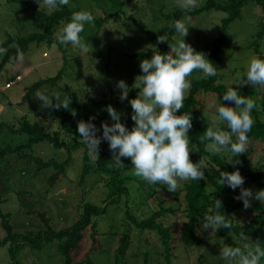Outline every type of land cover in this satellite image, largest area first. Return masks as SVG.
<instances>
[{
	"label": "rangeland",
	"instance_id": "374dc122",
	"mask_svg": "<svg viewBox=\"0 0 264 264\" xmlns=\"http://www.w3.org/2000/svg\"><path fill=\"white\" fill-rule=\"evenodd\" d=\"M34 4L43 11L50 13L56 7H48L44 0H33ZM220 3H226L229 0H216ZM206 0H198V6L204 5ZM69 6L80 5L83 9L93 11L96 16L103 15L105 12H113L117 8L121 9V17L118 21L110 20L99 31L93 23L85 25L81 33L86 42L89 52L78 51L68 47V62L62 77L56 85L46 83L38 91L54 92L58 99H70L71 93L77 92L81 98L95 97L108 98L120 94V89L116 87L117 81L123 79L129 86V91L135 83L136 76L141 74L139 67L140 61L147 56L134 57L135 52H151L153 49L149 45H157L163 41H158V37L150 38L142 32L137 23L143 25L151 32L159 31L163 26L170 25L172 20H167L162 16V12H169L178 6V0H69ZM21 3L13 0H0V44L9 34L25 36L31 32L42 31L45 27V21L33 11L19 12ZM197 6V7H198ZM243 18L235 20L228 29L229 40L226 43L223 53V68L221 70L225 81L232 84L238 75H242L246 69L249 60L257 54L253 48L249 47L258 29L259 19L262 15L261 6L255 0H249L242 9ZM227 16V12L219 9H209L202 13L189 16L187 23L188 31L185 41L190 43L196 50L207 52L219 34L222 19ZM131 17V18H128ZM183 19V18H181ZM64 23L57 25L54 38L52 40H43L32 42L29 49L22 53L23 60L14 63H7L0 72V125L5 127V132H0V146L7 143L16 145L27 139L25 134L20 132L22 118L26 117L31 122L39 121L44 130L52 132L59 126V121L52 116L47 115V108L41 106V102L35 94L25 102L22 101L23 95L28 87L40 78L54 76L64 66V59L59 50L56 34ZM97 32L90 40L87 36ZM164 36L165 35H160ZM174 43L177 34L174 36ZM261 52L264 54V40L261 45ZM207 55V54H206ZM21 75L20 79L11 87L6 88L5 83L12 80L15 76ZM198 72L194 71L192 76L196 77ZM245 79V77H241ZM233 87L239 88L241 85L235 82ZM264 87V85H263ZM128 91V94H129ZM207 103V113L211 116L215 113V104L225 103L220 98L222 94L200 95ZM206 96V97H205ZM54 99V98H53ZM124 116H131V112H122ZM64 139L68 144L74 141L67 134ZM35 153L44 158L55 157L63 160L67 157V150L63 148H54L48 140H43L34 146ZM191 152V148L189 153ZM84 146L72 152V162L67 173L51 185L48 177L52 170H45L40 175H34V164L26 163L24 160H18L15 153L9 154L3 164H0V191L6 198L1 207L5 212H12V223L15 230L21 232L37 231L41 227V221L36 214H29L30 209H41L48 212L53 218L55 227H62L70 224L76 218L81 210V205L86 199L100 203L106 195L108 189L104 184V176L99 172H92L87 176L83 184H79L80 174L83 166ZM225 158H229L226 150L219 152ZM113 158V153H112ZM93 161V160H92ZM94 163L96 162L93 161ZM127 174H132V165L130 158L121 157ZM264 164V145L255 143L249 155L246 167L254 168L257 165ZM145 182V181H144ZM143 182V183H144ZM184 181H180L174 191L175 196L159 185L145 184L139 188L135 183L131 188V203L138 214L148 215L154 209H157L160 202L167 205H177L175 213H167L161 217V221L171 227L174 236L180 237L182 227L186 221L183 213L185 207L184 193L180 192ZM165 186V185H164ZM239 188L232 190L231 196L239 193ZM29 192H32L29 194ZM152 193V194H151ZM237 200V199H235ZM240 201V200H237ZM264 203V201H259ZM257 210L250 204L248 208L241 207L234 212L235 221L238 223H248ZM98 223L100 248L94 251L92 257L96 264H113L115 259V247L117 245L118 235L116 232L124 230L126 227L131 229L132 245L126 260L123 264H144L142 252L146 249L160 252L161 245L158 235L155 231L139 230L125 218L122 208H118L116 203L108 206L107 212L96 217ZM115 232V236L112 234ZM88 235L84 250L90 249L93 240ZM213 231L198 229V234L204 241L200 246H185L179 244L176 254L181 256L183 264H198L202 261L204 264L215 262L222 264L218 260L221 240L214 238ZM5 236V230L0 224V239ZM239 239V238H237ZM253 247H259L258 243L250 239ZM247 242V241H246ZM224 243V242H223ZM51 245V243H50ZM50 245L40 250H32L26 246L20 250L17 259L20 264H61L59 258L55 255V249ZM138 250L140 255L132 256V251ZM157 253L153 255L157 258ZM11 261L8 252V246H0V264H6Z\"/></svg>",
	"mask_w": 264,
	"mask_h": 264
},
{
	"label": "trees",
	"instance_id": "16d2710c",
	"mask_svg": "<svg viewBox=\"0 0 264 264\" xmlns=\"http://www.w3.org/2000/svg\"><path fill=\"white\" fill-rule=\"evenodd\" d=\"M21 3V8L17 10L19 12L33 11L39 17H42L45 21V27L42 31L31 32L25 36H19L17 34H9L7 38L0 44V72L9 62L14 63L18 54H22L29 49V45L32 42H40L43 40H52L57 28V25L66 23L70 18V15L74 11L88 10L83 9L80 5L71 7L66 5H57L56 8L47 13L37 7L33 0H13ZM249 0H229L226 3H220L216 0H206L205 4L198 6L190 11H185L181 8H176L169 12H162V16L167 20H172V23L176 19L184 18L185 16H195L209 9H219L227 12V16L222 19L219 34L212 46L207 52V58L217 67V74L215 76L208 77L206 79L191 78V86L188 91V95L184 101V106L178 110V113L187 112L192 117V127L189 130L190 148L189 158L195 162L200 157L206 158L208 162V168L204 170L205 178L199 180L184 181L180 192L184 193L185 207L183 213L186 217V221L182 227L180 237H176L171 232V227L165 225L160 219L167 213H175L178 209L177 205H167L164 202L159 203V207L154 209L148 215L138 214V210H135L131 203V188L135 183L139 188L144 187L146 182L141 178L132 174L124 172L125 167L123 163L117 167L114 164L112 158V152L108 148L107 141L101 140L99 145L98 159L94 163L87 155L86 146L82 142V138L79 137V133L76 131L77 122L79 120H87L89 116H94V123L97 129H100L101 122L113 123L109 117L106 107L112 105L119 113L121 122H123L129 129L133 125V121L128 115L124 116L122 112H132L129 100L134 98L139 89L132 88L127 95V99L121 101L119 95L108 98L103 96L101 98L84 97L81 98L77 92L71 93L69 108H47V115L59 121V126L52 132L45 131L42 124L39 121L31 122L28 118L24 117L20 124V133L25 134L27 139L24 142L16 145L9 143L0 146V164H3L5 158L12 153L16 154L18 160H24L26 163L34 164V175L38 176L45 170H52L48 180L51 185H54L62 175L67 173V169L72 162V152L80 147L84 146L83 153V169L80 174L79 184H83L88 175L92 172H99L104 176V184L108 191L100 203L86 199L82 205L79 214L73 220L72 223L63 225L58 228L53 223V218L47 211L41 209H30L29 214H36L41 221V227L37 231L21 232L15 230L12 223V212H5L1 205L6 201L0 191V224L5 230V236L0 239V246H8V252L11 257V261L6 264H20V260L17 259V255L20 250L26 246H30L32 250H40L43 247L50 245L52 250L55 249V255L61 261V264H96L92 254L95 250L100 248L97 216L105 214L108 206L112 203H116V206L124 211L125 218L137 228L139 232L144 230L155 231L158 235L161 251L154 252L150 249H146L142 252L144 264H183L181 256L176 254L179 248V244L185 246H200L204 239L199 236L198 229L203 220L204 213L210 214L214 209V201L216 198L222 202V208L219 210L221 214L227 215V219L231 223V228L221 227L214 232V238L223 241L225 244L231 246H240L238 243L239 234L244 233L248 236L249 240H255L259 248L264 250V203L257 202L256 199H252L250 204L255 207L257 213L251 218L248 223H238L235 221L234 212L243 207L242 201H237L231 196L232 189L227 185L221 184L219 180L220 171H233L239 169L241 175L244 177L243 187L250 188L253 192L264 189V164L254 166V168L246 167L249 160V155L253 149V145L257 142L264 145V87L263 85L252 86L251 84H243L238 88L241 95L248 96L254 99L255 107L252 110V117L254 123L247 133L249 137V144L245 152L240 153L231 158L232 162L226 161L220 153H212L207 150L209 140L204 138V129L210 126L211 115L207 113L208 107L206 99L200 95L202 93L222 94L230 84L223 81V74L221 72L223 68V53L228 37V29L230 25L237 19L243 18L242 9L243 6ZM262 9V15L259 19L258 29L254 35L253 40L250 42L249 47L259 54L258 57L264 58V54L261 52V45L264 40V0H255ZM91 11V10H89ZM94 15V24L99 31L107 22L111 19L118 21L121 17V9L117 8L113 12H105L103 15ZM131 18V17H128ZM163 26L157 32H151L143 25L137 23L138 27L147 34L150 38H156L160 35H165L167 40L159 43L156 50L160 52H168L170 50V44H174V30L171 25ZM97 32L87 36V40L93 38ZM56 41L57 38H56ZM59 50L62 53L64 59V66L54 76L47 78H40L33 82L27 89L26 93L22 97L21 102H25L30 99L38 89L46 83L56 85L62 80L66 64L68 62V47L65 44L59 43ZM153 54L151 52H135L134 57L147 56L149 58ZM236 88V87H235ZM206 97V96H205ZM72 110L75 111V116L72 114ZM221 127L226 129V125L221 124ZM5 132V127L0 125V132ZM64 134H67L74 141L70 145L64 139ZM100 135V131L97 132ZM43 140H48L53 144L54 148H65L67 150V157L63 160H58L55 157L44 158L40 154L35 153L34 146ZM191 145L194 147L192 148ZM229 153V158L232 154ZM144 182V183H143ZM160 188L166 190L168 194L175 196L174 191H169L166 186L156 183ZM32 192H29L31 194ZM152 194V193H151ZM176 198V196H175ZM91 230L89 236L92 238L93 243L85 252H82L85 247L86 237L88 230ZM112 233L113 235L115 234ZM118 235L117 245L115 247V259L113 264H123L126 257L129 254L130 247L132 245L131 229L126 227L124 230L116 232ZM115 236V235H114ZM246 242V241H245ZM158 254L157 258H154V254ZM132 256L140 255L138 250L130 253ZM183 262V263H182ZM198 264H204L200 261ZM206 264H218L215 262H208Z\"/></svg>",
	"mask_w": 264,
	"mask_h": 264
},
{
	"label": "clouds",
	"instance_id": "9594fccd",
	"mask_svg": "<svg viewBox=\"0 0 264 264\" xmlns=\"http://www.w3.org/2000/svg\"><path fill=\"white\" fill-rule=\"evenodd\" d=\"M68 3L69 0H44L46 6L53 8ZM178 6L190 11L198 6V0H178ZM94 19L89 10L72 12L56 34L58 42L70 44L78 51L89 52L81 33L86 24L94 23ZM187 20L185 16L172 23L171 28L178 38L174 44L169 43L168 52H160L152 47L155 45H149L153 54L140 61L141 74L136 76L133 85L139 91L128 101L132 109L130 118L134 122L130 129L121 122L120 113L112 105H108L106 111L113 123L102 121L98 130L93 122L95 117L89 116L87 120H79L76 129L90 160L98 159L99 145L103 139L113 153L115 166L122 164L121 157L130 158L135 176L147 184L165 185L169 191H176L180 181L205 178L204 170L209 166L206 158L200 157L195 162L189 158L188 133L192 127V117L185 111L177 114L184 106L191 86L189 77L194 71L198 72L196 79H206L217 74V67L207 58L206 53L196 50L185 41L190 25ZM164 40H167L166 37H158V41ZM17 59L22 61L23 55L18 54ZM242 75L245 79H241ZM242 75H238L223 92L220 99L225 103L218 100L215 113L210 118V126L204 129V138L210 141L207 150L219 153L227 149L232 154L226 160L228 162H232V157L247 149V133L254 123L252 110L255 107L253 98L241 95L238 88L232 85L234 82L238 85H264V58L252 57ZM116 87L120 89L119 99H127L129 86L126 82L120 79ZM34 94L42 107L69 108L70 99H58L54 92L37 91ZM72 114L75 116L74 110ZM221 124L226 125L227 130ZM98 131L100 135H97ZM219 180L234 191L240 189L234 199L241 200L244 208L250 206L252 199L264 201V189L253 192L243 187L244 177L239 169L220 171ZM221 208L222 202L216 198L213 211L210 214L204 213L200 229L217 231L221 227L231 228L227 215L220 213ZM238 243L240 246L234 247L220 242L218 260L222 264H264V250L253 247L247 235L239 234Z\"/></svg>",
	"mask_w": 264,
	"mask_h": 264
},
{
	"label": "built area",
	"instance_id": "2783aa9c",
	"mask_svg": "<svg viewBox=\"0 0 264 264\" xmlns=\"http://www.w3.org/2000/svg\"><path fill=\"white\" fill-rule=\"evenodd\" d=\"M19 79H20V75L15 76L14 79L9 80V81H7V82L5 83V87H6V88L11 87V86H12L15 82H17Z\"/></svg>",
	"mask_w": 264,
	"mask_h": 264
}]
</instances>
